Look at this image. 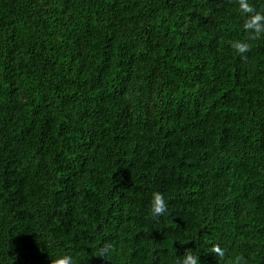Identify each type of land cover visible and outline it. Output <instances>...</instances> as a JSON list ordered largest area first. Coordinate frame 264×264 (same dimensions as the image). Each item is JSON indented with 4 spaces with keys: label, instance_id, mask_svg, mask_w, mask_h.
Wrapping results in <instances>:
<instances>
[{
    "label": "trees",
    "instance_id": "16d2710c",
    "mask_svg": "<svg viewBox=\"0 0 264 264\" xmlns=\"http://www.w3.org/2000/svg\"><path fill=\"white\" fill-rule=\"evenodd\" d=\"M243 23L237 0H0V264H216L214 244L264 264V37L242 60Z\"/></svg>",
    "mask_w": 264,
    "mask_h": 264
},
{
    "label": "clouds",
    "instance_id": "9594fccd",
    "mask_svg": "<svg viewBox=\"0 0 264 264\" xmlns=\"http://www.w3.org/2000/svg\"><path fill=\"white\" fill-rule=\"evenodd\" d=\"M237 3L239 11L244 17L242 31L247 35L244 40L232 41L231 47L240 55L242 60H246V53L250 51L251 47L248 41H255L264 37V13L257 11L249 3V0H237ZM150 205V213L153 217L163 215L167 211V204L163 194L160 192L153 193ZM114 251V246L105 242L98 247L94 256L106 260ZM209 251L214 254L216 264H221L226 258V249L219 244H214ZM51 264H74V261L72 256L64 254L52 260ZM178 264H200L199 256L193 254L190 250L185 251L183 258L178 261ZM230 264H247V261L243 256H237L230 261Z\"/></svg>",
    "mask_w": 264,
    "mask_h": 264
}]
</instances>
